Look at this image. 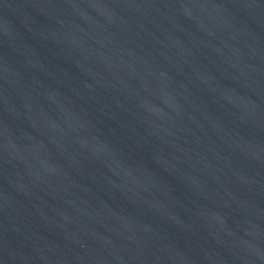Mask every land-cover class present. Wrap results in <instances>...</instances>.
I'll use <instances>...</instances> for the list:
<instances>
[{"label": "water", "instance_id": "obj_1", "mask_svg": "<svg viewBox=\"0 0 264 264\" xmlns=\"http://www.w3.org/2000/svg\"><path fill=\"white\" fill-rule=\"evenodd\" d=\"M0 264H264V0H0Z\"/></svg>", "mask_w": 264, "mask_h": 264}]
</instances>
